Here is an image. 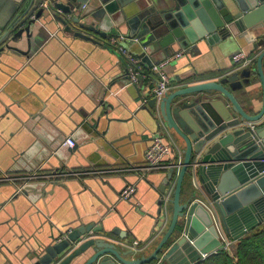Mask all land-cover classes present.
<instances>
[{"label": "crops", "instance_id": "1", "mask_svg": "<svg viewBox=\"0 0 264 264\" xmlns=\"http://www.w3.org/2000/svg\"><path fill=\"white\" fill-rule=\"evenodd\" d=\"M131 14L128 11L127 16ZM136 49V44H129L128 50ZM251 49L242 40L237 45H209L201 40L189 53L179 49L182 57L168 73L170 79L194 74L198 83L219 81L255 67L264 47L253 54ZM238 51L247 55V62L233 63L232 55ZM167 52L174 54L170 48ZM8 55H0V264H33L51 235L91 222L102 225L107 236L115 228L128 231L124 240L111 236L134 252L125 259L149 256L167 230L172 210L170 204L160 208L156 204L155 189L166 170L140 171L144 151L153 137L162 135L172 148L163 163L176 161V178L185 149L182 138L165 128L159 115L153 120L148 110L141 109L152 98L153 76L144 69L136 87L118 82L105 91L107 81L122 69L120 61L104 46L77 38L62 42L52 36L28 59ZM255 76L251 72L250 85L232 91L250 115H256L262 106V88ZM190 84L191 78L173 80L168 93ZM213 96L228 107L220 95ZM102 101L112 106L106 114ZM69 137L77 145L72 152L61 146ZM27 168L33 170L27 172ZM195 170L192 167L186 172L183 200L200 186ZM55 171L66 174L59 179L62 185L46 187L52 193L43 196V191L32 189L25 195L18 191L25 185L36 187L43 180L26 176ZM127 185L136 191L130 201H122L119 194ZM220 231L233 243L234 252L237 242L222 228ZM133 242H138L136 249H132Z\"/></svg>", "mask_w": 264, "mask_h": 264}, {"label": "water", "instance_id": "2", "mask_svg": "<svg viewBox=\"0 0 264 264\" xmlns=\"http://www.w3.org/2000/svg\"><path fill=\"white\" fill-rule=\"evenodd\" d=\"M0 8V55L28 59L52 36L62 42L77 38L104 46L122 66L118 75L107 81L105 91L118 82L134 87L142 82L140 75L133 83L127 59L107 47L106 41L118 34L128 38L123 44L127 50L129 44H136V51L128 53L145 70L168 57V48L174 54L179 49L189 53L201 40L209 45H237L242 40L252 45L251 54L264 47V0H0ZM128 11L133 14L127 16ZM263 65L264 50L258 54L255 67L219 81L198 83L194 74L173 77L171 82L191 78L192 84L159 101L152 97L141 107L153 120L159 115L165 128L173 130L185 144L176 178V165H172L165 169L155 189L159 208L171 190L172 215L149 256L125 259L134 252L125 250L111 236L124 240L128 231L115 228L107 236L102 225L91 222L51 235L33 264H149L159 259L162 264H196L201 255L213 254L221 247L213 218L235 242L264 223ZM251 72L262 88V106L256 115L246 113L232 94L250 85ZM215 93L228 102V107L214 98ZM101 106L103 114L112 108L108 101H102ZM69 138L74 142L69 149L72 152L77 145L73 137ZM192 167L200 186L183 200L184 177ZM48 185L60 186L62 181L43 179L40 185H25L19 192L27 195L28 190L35 189L46 196L52 193L45 190Z\"/></svg>", "mask_w": 264, "mask_h": 264}, {"label": "built area", "instance_id": "3", "mask_svg": "<svg viewBox=\"0 0 264 264\" xmlns=\"http://www.w3.org/2000/svg\"><path fill=\"white\" fill-rule=\"evenodd\" d=\"M43 7H46V4L43 5ZM67 19H70L71 16L67 15ZM128 40V38L123 34H118L115 37H110L106 41V45L108 48L112 49L116 53L120 54L124 58L127 59L130 67V78L133 83H137L138 77L141 75H145L144 68L141 64H139V60L136 57L131 56L128 53V50L123 46V44ZM133 42H136L137 39H132ZM182 57V53H175L171 56L166 57L164 60L153 64L152 67L148 70L150 74L153 76V88L151 90L152 97L156 98L157 100H160L163 98L166 94H168L170 88H171V81H170V75L168 73V68L170 67L171 62L179 59ZM248 58L247 55L243 51H238L234 55H232V61L234 64L238 63H245L247 62ZM135 68V69H134ZM145 102V101H144ZM253 128V126H252ZM62 147H69L72 148L74 146V142L70 138H66L62 144ZM172 148L166 140L162 137V135H157L151 139V142L149 146L144 151V166L140 169L142 172H149L152 170H160V169H168L171 167L170 165H165L163 162L165 158L171 153ZM180 165V163H179ZM66 173H56L55 175H32V176H26L30 178H39V179H57L59 180L64 176ZM54 177V178H53ZM12 179V178H10ZM21 188H19L18 191H20ZM136 189L133 185H127L125 186L120 194L119 199L122 201H128L135 193ZM170 192L166 194L164 197V203L163 204H170L169 198H170ZM214 226L216 228L218 239L221 243V247L218 250L224 249L230 254L233 252V243L228 241L226 238H224V235L222 234L221 226L217 223L215 218L213 219ZM138 247V242H133L132 249H136ZM216 253V252H215ZM211 254H203L201 255V260L207 258ZM157 264H162L161 259L157 261Z\"/></svg>", "mask_w": 264, "mask_h": 264}, {"label": "trees", "instance_id": "4", "mask_svg": "<svg viewBox=\"0 0 264 264\" xmlns=\"http://www.w3.org/2000/svg\"><path fill=\"white\" fill-rule=\"evenodd\" d=\"M169 165H176V161ZM196 264H264V223L241 237L231 254L221 249Z\"/></svg>", "mask_w": 264, "mask_h": 264}]
</instances>
